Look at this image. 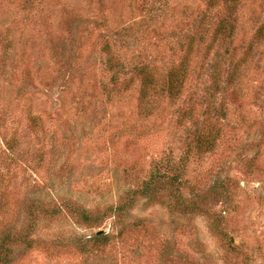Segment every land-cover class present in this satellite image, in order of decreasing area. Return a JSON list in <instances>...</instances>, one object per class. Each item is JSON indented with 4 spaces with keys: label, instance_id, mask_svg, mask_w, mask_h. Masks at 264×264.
Here are the masks:
<instances>
[{
    "label": "rangeland",
    "instance_id": "1",
    "mask_svg": "<svg viewBox=\"0 0 264 264\" xmlns=\"http://www.w3.org/2000/svg\"><path fill=\"white\" fill-rule=\"evenodd\" d=\"M217 1L0 0L9 264H264V0Z\"/></svg>",
    "mask_w": 264,
    "mask_h": 264
},
{
    "label": "trees",
    "instance_id": "2",
    "mask_svg": "<svg viewBox=\"0 0 264 264\" xmlns=\"http://www.w3.org/2000/svg\"><path fill=\"white\" fill-rule=\"evenodd\" d=\"M216 4V2H218L217 0H214ZM242 0H226L227 2V7H224L223 11L219 12V14L222 13V15L220 16V20H219V25L222 27L223 30H226L227 32L234 34L235 31V26H236V20L238 19V15L236 13L238 6L240 5ZM238 70V66L235 67V71L232 72L231 76H233L234 74H237ZM178 72H183L186 73V67L183 66L179 71L174 72L172 75V78L169 80L168 87H166V90L172 95V96H176L177 91L176 89H180L182 88V86H185V81L187 78V75L182 76L183 73H178ZM144 76H146L144 74ZM235 78V77H234ZM233 78V79H234ZM158 84V83H157ZM155 80L153 78H149L148 76H146V80L143 82V89L142 91L144 92L143 94V99H147L150 95L153 94V90L155 89ZM165 89H162V92H166ZM175 90V91H174ZM173 92V93H172ZM144 101V100H143ZM161 179L159 176L154 177L153 178V182L151 181L150 183L147 184L146 186V191L144 190V194L148 195V197H154L159 193V190L156 188V184L159 182ZM146 192V193H145ZM65 205H69L70 202L69 201H65L64 202ZM126 206L122 207V205L117 206L114 210V214L115 217H120L124 214V210H125ZM83 212H87L85 211L86 209H83ZM86 217L83 216L84 219H88V213H85ZM109 237L107 235H105V233H100L98 234L95 239H94V243L97 244H102L105 245L107 244ZM25 241V239H24ZM23 241V242H24ZM22 242V243H23ZM32 241H26V247L27 248H31L32 246ZM91 239L87 240V239H77L76 242V246L77 248L81 251V252H90V245ZM17 241L12 240L11 235H6V237L4 238V241L2 242L1 246H0V264H9L14 256V248L13 246H21L20 244H16ZM98 248V247H97ZM98 251H100V249H96ZM91 253V252H90Z\"/></svg>",
    "mask_w": 264,
    "mask_h": 264
}]
</instances>
